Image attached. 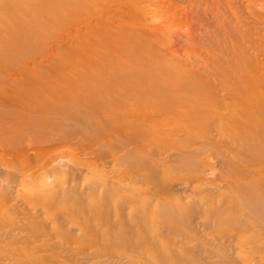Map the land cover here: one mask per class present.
<instances>
[{
    "label": "bare ground",
    "instance_id": "6f19581e",
    "mask_svg": "<svg viewBox=\"0 0 264 264\" xmlns=\"http://www.w3.org/2000/svg\"><path fill=\"white\" fill-rule=\"evenodd\" d=\"M183 4L184 5L186 4L185 6H187V7L188 6L191 7L193 9L194 14L197 13V15L199 16V17H197V19L199 18V20H197V21L199 22L200 20H202L203 21L202 25H203V23L205 24L207 31L209 29V31L212 30L215 33L214 34V33L210 32V33L215 35V38L217 40L216 44H217V47L220 48L221 55L217 56L218 55V53H217V55H215L214 58L212 57L211 62L207 61V62H209V63H207L208 64L207 66L210 68L212 67V69H215L216 65L218 66L215 70L217 72H212L214 70H211L208 68L211 73H214L213 74L214 76H215V74L217 75V79L214 80L212 78L213 82H210V81H208L209 79L205 80L206 77L204 79L196 77V76H194L195 74L194 75L191 74L193 71L192 72L190 71L191 73H188L186 70L181 68L182 66H180V67L177 66V67L183 69L182 72H180V73L178 72L179 74L176 75L177 77H175V76L171 77L173 79H171L169 81L167 80L166 82L164 81V83H160V82L154 83L153 82V84L152 83L150 84L148 81V83H147L148 85L145 84L143 81L144 80L143 76L144 75L148 76L149 74H145L147 72L145 71V73H144V70H142L144 75L139 78L140 80H138L137 83L135 82L136 80H134V82H135L134 83L132 81L133 79H131L130 76H132L133 73L136 72V71H134L135 68L134 69H133V67H127L126 68V66L127 65L129 66L128 63H131V61H137L140 59L142 60L145 57L153 58V60L156 59L155 58L156 55L153 52V50H154L153 48L155 47L154 43L156 45V44H159V42H154V40H156L157 38L159 40V36L161 34H162V36H160V37H163V33L166 32L165 30L166 29L168 30L167 27L172 25V23L170 21L172 19L170 17L171 16L170 13H172L171 10H173L172 7H174L176 9L177 8L176 6H178L180 8V6L182 5V8L183 7L185 8V6ZM238 8H239L238 0H168V1H166V0H0V87L1 86L3 87V92L0 93V105L3 104L4 106H10L11 107V105H13L14 103L16 105L19 104L20 106H21V104L24 105L26 103V101L24 100L26 97L23 99V95H22V97H19V96H17L18 93L15 94L17 87H19L18 85L21 84L20 82L23 81V78L25 75L28 76L27 77L28 80L25 81V82H27L28 85H32V84L37 83L39 86H42V88H43V87H47L48 82L54 81L55 85L57 84L58 86L60 85V87H61L63 84H66L68 82L67 83L68 85H70L69 83H74L73 87H71V86L70 87L73 89V91H74V88H78L77 90H75L77 92L79 89H80L79 91H81V89H82L83 92L84 91L86 92L87 90L92 88L91 85L93 83H94L93 84V86H94L95 83L98 81V82H101V84L103 83L106 86L105 91H103V90L101 91L100 90L101 86H100L99 87L100 89L98 88V90H100V91L99 92H97L98 90L95 91L96 94H92L93 92L91 90H89L90 92H92L91 93L92 95L89 92H87L89 94L85 95L86 93L85 94L83 93L84 96L82 94V97L80 96L81 92H79V93L74 92L75 94H78V95L73 94V96H71L69 94V92H66L69 94L68 96H70L71 102L72 101L74 102V105H75L74 108L76 109V111L82 112V113H84L86 111V113H87L89 121H82V122L77 121V122L79 123V125L82 124L87 128V130H84V131L87 132L85 134L88 137H86V136L85 137L89 138L88 140H90V137H92L93 139L98 138L99 136L102 137L104 132L108 133L110 130H112V127H110V125H109L110 124L109 121H110V118H112V119L114 118V117H112L113 113H115L114 108H116L118 106L116 105V107H114L115 104H110L109 101H111L113 99L112 97L115 96V94L114 95H111V94H113L114 92H117V91H119V92L122 91V93H123V95L121 94L122 96H126L127 94L132 95L131 99L135 98L134 96H136L138 98V99L136 98L137 100H139V98L144 99V98H142L144 96H150L151 101H153V102L147 103L145 105L139 103L138 101H137L138 103H136V104H135V102H132V101H130V103H129L126 100H125L126 103L125 102H122V103L123 104L125 103L127 105H128V103L131 104V102L134 103L135 104L133 106L134 110L140 109L142 106H143V108L147 106V107H152L153 109L154 108L158 109V111L160 112V116H159V118H157V117L156 118L159 121H161V122L163 121V123H164V121L170 122L171 126L175 125L178 130H180L181 132L184 133L183 134L184 136H182L183 138L179 139V141H177V140L174 141L173 140L174 138H173L172 139L173 142L170 141V143L175 144V142L176 143L179 142L181 145H183V148H186L187 145L191 146L188 153H191L192 156L193 155L196 156L197 154L199 155V153H201V152L203 154V152L207 148L213 147V145L215 144L214 143L215 141L213 140V137H212L213 135H211V128H210L213 125L215 127V129L217 130V132L221 135L220 137L225 136L226 144H228L227 139L229 141V145L231 144L230 147L233 151V152H231L232 153V156L230 157L231 159L230 158L228 159L227 155H226L227 158L224 157L225 154L221 153V155L223 156L222 159L224 161V164L228 168V170L226 169V171H228L227 174H231V175L233 174L239 178L246 179L245 181H237L236 180L237 177H236V179L234 178L236 180V182L233 184L232 183L229 184V185H231V187H229V189L226 188L227 186L225 188L227 190H229L228 192H230L232 194V196H233L232 191L240 193L243 190H246V192L250 191V195H252V196L249 197L250 199L248 201L246 200L247 201L246 202L247 207H250V209H249L250 211H248L247 214L241 213L244 211V209H243V211H241L242 208H245V207H242V208L240 207V205L237 203V201L239 199H237V201L235 199L236 202H234L229 197L230 199L226 200V201H228L229 211H228V209H226L227 211H225L224 210L225 207H223V205H221V207H219V206L217 207V206H215L216 204H214V205L210 204L212 207H210V205H209L210 208H206L207 210H205L206 216L203 214H202V216H203V218H205V222H206L205 224H207L209 226L213 224L212 217L213 218L216 217L218 220H220V222L221 221H223L224 223H225V221L230 222L229 225H227L225 223V225H227V226L219 225L222 222L221 223L218 222L219 223L218 225H219V227L220 226L225 227V229L223 228L224 229L223 231L221 230L222 231L221 234L224 233V235H223L222 239L221 238L219 239V240H221L220 248L221 247L224 249L226 248V250L228 249L229 252L234 251L233 255L235 253L237 255V258H238L237 263H236V261H231V259L233 260V258H230L229 256H225V257L230 258L229 260L231 261V263L235 262V264H264V48H262V49L259 48V47H264V46H261L260 43L257 41L258 38H256L254 36L255 34L250 32L251 29H250V31H249V29L248 30L246 28L244 29V23L239 16L240 14L238 12L239 10H237ZM209 13L212 14L211 16H213L212 17L213 20H214V17L216 19V20H214L216 24L213 26L210 25L213 23V21H211V23L209 22L212 19L209 18V20H208V17L210 16ZM207 14H209V16H207ZM249 25H251V24H249ZM256 25H258V24H256ZM251 26L248 28H251ZM200 27H201V25H200ZM203 27H204V25H203ZM246 27H247V25H246ZM208 34H209V32H208ZM214 35H212V36H214ZM261 36H262V34H261ZM54 38L65 39L63 42L61 40H59L61 42V43H59L60 44V47H58L59 50L56 48L57 46L53 47L54 45L52 47L51 46L47 47L48 43L50 41L54 40ZM261 38L259 41H261ZM262 42H263V39H262ZM213 43H214V41H213ZM216 44H214L215 47H216ZM244 47H246V48L247 47H253L252 48L253 52L251 53V51L250 52L248 51L249 54L251 53L250 55L248 53H245L246 48H244ZM247 49H249V48H247ZM55 51H57V52L55 53ZM208 54H210V53H208ZM24 55L25 56L29 55V58L31 57L32 59L35 56L38 57L37 59H39V57H42L41 60H44L43 63H39V61H38V63L36 62L37 63L36 68L39 69V70H37L38 73H36V74H39V76H40L39 81L37 78L34 79L36 76L34 77L33 73L31 72V71H33V69L35 67L26 65L28 60H26V62H24V60L26 58V57L25 58L23 57ZM158 55H160V54H158ZM211 56H213V55H211ZM21 57H23L24 60L21 59ZM222 58L225 59L226 65H224ZM5 60L6 61L8 60L9 62L4 63ZM207 60H209V59H207ZM210 60H211V58H210ZM137 62H139L141 64V62H143V60L141 62L140 61H137ZM147 63L148 62H146V64ZM150 64H151V66L153 65L151 62L149 63V65ZM156 64H158V63L156 62ZM164 64H165V62H164ZM133 65H134V63H133ZM124 66H125V68H124ZM136 66H139V65H136ZM134 67H135V65H134ZM139 67H141V66H139ZM160 67H162V65ZM167 67H169V66H167ZM171 67H173V66H171ZM145 68H147V67L145 66ZM166 68H164V69H166ZM174 68H175V65H174ZM148 69H145V70L148 71ZM170 69H172V68H170ZM179 70H177V71H179ZM70 72H72L71 76L73 77V79L75 78L76 82H79V80L81 78L84 79L83 80L84 82H81L82 84H80V83L78 84V85H80L81 88H79L77 86L74 87L76 82L75 81L72 82V80L70 79L71 78L69 76ZM197 72H196V75H197ZM137 73L139 74V72H137ZM169 73H170V71H169ZM173 73H175V72L173 71ZM173 73H172V75H173ZM194 73H195V71H194ZM67 74L70 78L67 77ZM152 74H153V72H152ZM154 74H156V76H157V72ZM134 75H133V77H134ZM163 75L164 74H162V76ZM166 75L168 76V74H166ZM84 77L86 78V81H85ZM87 77H89L88 78L89 80L91 79L90 82L87 80ZM151 77H152V75H151ZM151 77H149V78L152 79ZM129 78L131 79L130 81H132L133 84H128V81L125 82L126 79H129ZM134 78H136V77H134ZM210 78H211V76H210ZM67 79H70V80H67ZM136 79H138V78H136ZM158 79H156V80H158ZM164 80H166V78H164ZM81 81H82V79H81ZM87 81H88V83H86ZM145 81H147V78ZM150 81H152V80H150ZM153 81H154V79H153ZM116 82L119 83L118 84L119 86H117L116 84L114 85V83H116ZM101 84L99 83L98 85H101ZM98 85L95 86V89L98 87ZM174 85H178L177 95L171 93V91H172L171 88ZM52 87H53V85H52ZM67 87L69 89V86H67ZM67 87H65L66 90H68ZM121 87L124 90V92H126V93L123 92ZM19 89H21V87ZM27 89H29V88H27ZM58 89H60V88H58ZM93 89H94V87H93ZM173 90H175V89H173ZM21 91H25V90H21ZM58 91H63V90L60 89ZM18 92H19V90H18ZM41 92H43V91H41ZM49 92L51 93V94L49 93L50 95L53 94V92L51 90ZM119 92H118V95H120ZM20 93H22V92H20ZM37 93H39V92H37ZM55 93H56V91H55ZM62 93H64V92H62ZM44 95H46V94H44ZM53 95H55V94H53ZM174 95H176V96H174ZM27 97L30 100H32V98H33V96H32V98H30L31 96H27ZM43 97H44L46 103L52 102L50 100L53 99V96L45 98V96H43V94H42V98ZM54 97L56 99V96H54ZM61 97L66 98L64 96H61ZM109 97L112 99H110ZM34 98H35V96H34ZM120 98H119V101L124 100V99H122L123 97L121 99ZM115 99L116 98L114 97V100ZM131 99L129 98L128 100H131ZM60 100L62 101V99H60ZM117 101H118V99H117ZM28 102H30V101H28ZM32 102H33V100H32ZM64 103H65V101H64ZM43 104H45V103H43ZM32 105H34V103ZM49 105L48 106L46 105L48 107V110H49ZM55 105H57V104L55 103ZM65 105H66V103H65ZM119 105H121V104H119ZM127 105H124V107ZM39 106H40V104H39ZM41 107H42V109L44 108V106H41ZM63 107H65V106H63ZM67 107L68 106H66V108ZM71 107H69V108H71ZM128 108L131 109V106L130 107L127 106L126 109H128ZM60 109H62V108H60ZM60 109L58 112V116H62V117L65 116V118H68L70 116V112L64 111L66 109H64L61 112H60ZM122 109H123V107H122ZM129 109H128V111H129ZM1 110L2 109H0V111ZM45 110L47 111V109H45ZM134 110H133V112L136 113ZM120 111H121V109H120ZM153 111H151V112H153ZM77 112H74V113H77ZM151 112H148V113H151ZM19 113H21V112H19ZM26 113H28V112L26 111ZM52 113H53V111H52ZM71 113H72V111H71ZM116 113H118V112H116ZM39 114H40V112H39ZM155 114H157V113H155ZM8 115H10V114H8ZM114 115H116V114H114ZM146 115H148V114H146ZM77 117H80V116H77ZM118 117H119V114H118ZM143 117H141V119ZM58 118H61V117H58ZM2 119H4V118L2 117ZM90 119H91V122H90ZM144 119L146 120V117H144ZM69 120L72 121L73 119H69ZM203 120H205V121L202 122ZM139 121L140 120H138V122ZM8 122H10V121H8ZM121 122H122V120H121ZM127 122L129 124V121H127ZM78 123H76V124H78ZM141 123H144V122H141ZM150 123H153V122L150 121ZM202 123H205L204 124L205 126L203 128H200L199 124H202ZM96 124H98V126H101V128H95L94 126ZM118 124H119V122H118ZM128 124L123 123V126H125L127 128ZM130 124H131V122H130ZM143 125H145V124H143ZM72 126H73V124H72ZM133 126H129V127L132 128ZM146 126L150 127L151 125H146ZM153 126H154V124H153ZM36 127H38V126H36ZM58 127H56V128H58ZM80 127H81V125H80ZM121 127L119 126V128H121ZM126 128L122 129V130L125 132ZM139 128L141 129V127H139ZM132 129H131V131H132ZM135 129H137V128H135ZM140 129H137V130H139V132H140L141 131ZM143 129L145 130V128H143ZM115 130H116V128H115ZM120 130H118L119 133H120ZM131 131H129V132H131ZM110 132H112V131H110ZM129 132L127 131V134H129ZM139 132L137 131V133H139ZM145 132L147 133L149 131H145ZM2 134L3 133L0 132L1 136H2ZM136 134L129 136L128 139H126L125 141L133 140V139L135 140V138H137ZM140 134H141V132H140ZM140 134H138L137 136L138 137L143 136L142 135L143 133L141 135ZM4 135H6V134H4ZM159 135L161 137V134H159ZM215 135H216V132H215ZM6 136H9V135L7 134ZM144 136H145V134H144ZM65 137H66V135H65ZM166 137H167V135H166ZM11 138L13 139L15 137L12 135L10 137V139ZM137 139H139V138H137ZM137 139H136V141L138 142ZM157 141H158V139H157ZM194 142H196V144H194ZM119 144L124 145L125 143L121 144V141H120ZM133 144H135V143H133ZM135 145H137V144H135ZM144 145H146V141H145V143H143V146ZM156 145L158 146V143ZM156 145H155V148L157 147ZM217 145L218 144L216 142V146ZM143 146H142V148H143ZM222 146L223 145H221L220 147H222ZM160 147L163 149H161ZM165 147L166 146L160 145L159 146L160 151L162 152V150H164ZM175 147H177V146H175ZM218 147H216V149H220ZM138 148H139V146H138ZM166 149H167V147H166ZM157 150H159L158 147H157ZM174 150L178 151V149H176V148H174ZM222 150H219V152L220 151L222 152ZM185 151L187 152V150H185ZM145 152H146V150H145ZM177 153H180V151ZM65 154H66L65 150H63V149L58 150V149L54 148V149L49 150L48 154L46 156V159L42 163V166L43 167H46V166L49 167V165L53 166L56 163L61 162L63 160L61 157ZM151 154H152V152H151ZM183 154H181V155H183ZM185 154H187V153H185ZM149 155H150V153L148 154V156H145V158L143 160L141 159V162L140 161L137 162L135 167L139 171V174H140L139 176H142V175L144 176V175L149 174V176L153 180V182L157 183L158 185L159 184L162 185V183H164V182L162 180V177H160L159 173H155L153 171L148 172L146 170L147 160L152 159L150 157L151 155L150 156ZM179 155H178V157H179ZM185 156L186 155H184L183 157H185ZM77 157L71 154L69 160H71L73 162L75 159H77ZM170 163H172V162H170ZM199 167H200V163L192 162L188 167H186V166L184 168L177 167L176 170L174 169L175 171L172 169L173 170L172 173L170 172L171 170H169V171L165 170V172L168 171L169 173L174 174V175H172L171 178H169L170 180L168 181V184L172 185V184L176 183V181H177L176 178L178 177L179 172H181V173L185 172V173H189V174L195 173L198 171ZM13 169L17 170L16 166L14 167L12 164H10L9 160L7 158H5V159L0 158V178H1V176H3L6 173H9V171H11ZM83 175H85V174H83ZM150 178H149V180H150ZM232 178H233V176H232ZM114 179H115V177L113 176V178L110 180L113 181ZM228 180H230V179H228ZM228 180H227V185L229 183ZM231 182H232V179H231ZM127 183H129V182H127ZM184 183H189V184L191 183V185L196 188V189L195 188L194 189L199 191V192L202 190L201 186L197 184L198 182L195 183L191 179L185 180ZM30 185H32V184H30ZM44 185H45V183H44ZM109 186H111V185H109ZM96 187H98V186H96ZM35 188H36V186H35ZM115 188L117 189V187H115ZM36 189H38V188H36ZM205 189L203 191H205ZM226 189H224V191ZM92 192H93V190H92ZM108 192H109V190H108ZM225 193H224V196H226ZM238 193H237V195H238ZM247 193L249 195V192H247ZM63 194H66V192ZM70 196L71 195H69V197ZM74 197H75V195H74ZM76 197H78V196H76ZM233 198H234V196H233ZM81 199H82V197H81ZM222 199H223V196H222ZM225 199H226V197H225ZM69 200H70V198H69ZM224 202H225V200H224ZM223 203H221V204H223ZM81 204H84V203H81ZM99 204L100 203L94 202L93 209L97 208L99 206ZM243 204H244V202H243ZM102 205H100V206H102ZM219 205H220V203H219ZM224 205H225V203H224ZM73 206H74V204H73ZM73 206H71V207H73ZM83 206H82V208H83ZM69 207H67V208H69ZM86 207H88V206H86ZM227 207L228 206H226V208ZM79 208L81 209L80 206H79ZM86 210H87V208H86ZM51 211H52V208H51ZM74 211H76V210H74ZM121 211H123V210H121ZM81 212H82V210H81ZM103 212H105V211H103ZM109 212H111V211H109ZM78 213H80V212H78ZM78 213H77V216H78ZM83 213H85V212H82V214ZM82 214H79V215L82 216ZM89 214L90 213L88 210L87 216ZM94 214H95V212H94ZM100 214L101 213L99 212V216L96 215L94 217H92L90 215V218L87 216H84V217H86V218H84L86 220V223H87V225L85 223L86 226L84 225L85 220L82 219L84 221L83 222L81 220L80 216H78L80 218V220L79 219H77V220H79L80 222L82 221L83 224L82 223H80V224H82L84 227L82 226V228H79L80 230L77 231V234L80 233V236L81 235L85 236V235L89 234L88 237H90V239L93 240L92 243L94 241H97L98 238H99V240H102L103 242H98V243H100V245L98 244L99 246H95V247H93V249H90V250L88 249L89 252H85L86 251L85 249H82V250L72 249L71 250V248L69 251L72 252L73 254L77 255V256L79 254L81 256L83 253L85 255V253H86L87 254L86 256H88V259H95L96 261L98 259H101L100 262L102 261L106 264H147L148 262L144 261L143 258L141 259L137 256H134L133 253H136V251L141 248L140 246L142 244H144V242H146V241L152 242L153 241V238H152L153 234L150 235L152 240L148 239L146 236L145 237L140 236L139 238H136V239L133 238L135 244L131 247L128 246L125 248V249H127L130 247V249L123 250V251H116V249H114L112 247H116L118 244L116 246H114L112 244H115V242H121V243L123 242V244L125 243L124 242L125 240L123 239L124 237L121 236V234L119 235L118 233L120 232L123 234L122 230H124V232H125V230H130V229H127L130 226L127 227L125 224V223H127V222H125L127 220L125 217H127V216L123 217V214L118 216L117 213H116V215H114L115 213L113 214L114 217H112L110 214H106V215H100ZM69 215H67V217ZM71 215H72V213H71ZM135 215H137V214H135ZM64 216H66V215H64ZM64 216H63V218H64L63 221L69 220L71 218V217L67 218ZM74 216H76V215H74ZM61 217L62 216H60V218ZM82 218H83V216H82ZM91 218H93V219H91ZM124 218L126 220L123 221ZM2 220H3V222L1 221L2 224H5V225H6V223L7 224L13 223V221H11V219L8 220L7 218H4V217H2ZM73 220H74V218H73ZM104 220L107 222V226L105 227V225H104L105 229L100 227V225H101L100 223L103 222ZM92 221H93L92 225H94V227L90 226L91 225L90 222H92ZM70 222H72V221H70ZM75 223H77V221H75ZM214 223L216 224L217 222H215V220H214ZM13 225H14V223H13ZM54 225L56 226V228H58L57 223H55ZM130 225H132V224H130ZM133 226H134V224H133ZM91 227L94 228L95 230L94 229L92 230ZM131 228H132V226H131ZM21 229H23V227ZM131 231H133V228ZM140 232H142V231H140ZM149 233H150V231H149ZM77 234H75L73 236L77 237L76 236ZM62 235H63L62 238H64V239L71 238V234L66 232V231L63 232ZM143 235H145V234H143ZM131 236H132V234L130 235V237ZM155 236H156V234H155ZM159 236H161V235H159ZM127 237H128V235H127ZM79 238H81V237H79ZM82 238H84V237H82ZM86 238H87V236H86ZM50 240H52V239H50ZM88 240H89V238H88ZM91 240H89V242ZM156 240H158V239H156ZM89 242H88V244H89ZM156 242H158V241H156ZM160 242L161 241L158 242L159 246H160ZM121 243L119 245H121ZM128 243H129V241H128ZM155 244H157V243H155ZM77 246H79V245H77ZM121 246H123V245H121ZM154 246H156V245H154ZM161 246H162V244H161ZM87 247L89 248V246H87ZM154 249H156V248H154ZM253 249L256 250L255 252L260 251L259 254L257 253L258 254L257 256L251 255V258H249V259L248 258L245 259V257L242 258L247 251L250 252ZM129 251H131V253H129ZM150 251L152 252V250H150ZM29 252H30V250H29ZM158 252H160V254H162L161 249H160V251L158 250ZM61 253H62V251H61ZM140 253H142V252H140ZM198 253H196V254L198 255ZM144 254H146V253H144ZM172 254H174V253H172ZM149 255H150V253H149ZM154 255H152V256H154ZM236 255H235V257H236ZM246 255L248 256V254H246ZM254 255H255V253H254ZM223 256L224 255H222V257ZM157 257H159V256H157ZM235 257H234V259L236 260ZM228 258H226L227 261H228ZM33 259L31 261L32 263H33ZM168 259H167V261H168ZM188 259H189V257H188ZM190 259H192V258H190ZM25 260H24V262H25ZM219 260H220V258H219ZM34 261H35V259H34ZM193 261L196 262L198 260L193 259ZM210 262L200 260V263L199 262H197V263H199V264H213L216 261H213V263L212 262L210 263ZM219 263L222 264L221 262H218V264ZM33 264H35V263H33ZM71 264H72V262H71ZM75 264H79V263L77 262ZM81 264H82V262H81Z\"/></svg>",
    "mask_w": 264,
    "mask_h": 264
},
{
    "label": "rangeland",
    "instance_id": "374dc122",
    "mask_svg": "<svg viewBox=\"0 0 264 264\" xmlns=\"http://www.w3.org/2000/svg\"><path fill=\"white\" fill-rule=\"evenodd\" d=\"M166 1H168V0H166ZM238 4H239V8L237 10H239L238 11L240 14L239 16L244 23V29L245 28L247 30L249 29V31L251 29L250 32L254 33L255 35L254 34L253 35L256 38H258L257 41L260 43V45L264 46V0H250V1L249 0H238ZM176 7H177L176 9L174 7H172L173 10H171L172 13H170V15H171L170 17L172 18L170 21H171L172 25L167 27L168 30L167 29L165 30L166 32L163 33V37H160V36H162V34L159 36L160 41L158 40V38L156 40H154V42H159V44H156V45L154 43L155 47L153 48L155 50V51L153 50V52L156 55L155 56L156 59L153 60V58L145 57L144 59H142L143 62H141L142 61L141 59L137 60V61H140L141 64L137 61H131V63H128L129 66L128 65L126 66V68L127 67H133V69L135 68L134 71H136V72H134L133 75L136 73L134 75V77H136L138 79L134 78L133 75L130 76L131 79H133L132 80L133 82H134V80H136L135 82L137 83V81L140 80L139 78L142 77L146 71L147 73H145V74H149V75L143 76V78H144L143 81L145 84H147L148 81L150 84L151 83L153 84V82L154 83L155 82L164 83V81L166 82L167 80L169 81V80L173 79L171 77H174V76L177 77L176 75H178L180 72H182L183 69L186 70L188 73H191L193 71L191 74L192 75L195 74L194 76H196V77H199L202 79H204L206 77L205 80L209 79L208 81H210V82H213L212 78L214 80L217 79V75L215 74V76H214L213 75L214 73H211L209 69L214 70L212 72H217L215 70L218 66L216 65L215 69H212V67L210 68L207 66L208 65L207 63L211 62L212 57L214 58L215 55H217V53H218L217 56L221 55L220 48L217 47V44H216L217 40H216L215 35H214L215 33L212 30L209 31V29L207 31L205 24L203 23L204 27L202 25V22H203L202 20H200L201 22L197 21V20H199V18L197 19V17H199V16L197 15V13H195L196 15L193 13V9L191 7L185 6V8L184 7L182 8V5L180 6V8L178 6H176ZM209 14H207V16H209ZM211 15L212 14H210V16L208 17V20H209V18L212 19L209 22L211 23V21H213V23L210 24L211 26H213L216 24L214 21L216 19L214 17V20H213V18H212L213 16H211ZM249 24H251L252 26ZM256 24H258V25H256ZM200 25H201V27H200ZM246 25H247V27H246ZM250 26H251V28H248ZM208 32H209V34H208ZM210 32H212L214 34H212ZM261 34H262V36H261ZM212 35H214V36H212ZM260 38H261V41H259ZM62 39L63 38H54V40H52L48 43L47 47H50V46L52 47L54 45L53 47L57 46L56 48L58 49V47H60L59 43H61L59 40H61L62 42L65 40V39H63V40ZM262 39H263V42H262ZM213 41H214V43H213ZM214 44H216V47ZM244 48H246V47H244ZM247 48H249V49H247ZM247 48L245 49L247 51V52L245 51V53H248V51L249 52L251 51V53L253 52V50H252L253 47H247ZM259 48L262 49L264 47H259ZM57 51H55V53ZM157 53L160 55H158ZM208 53H210V54H208ZM211 55H213V56H211ZM23 57L24 58L26 57L25 60L23 59ZM23 57H21V59H23L24 62H26V60L29 61V62L27 61V63H26L27 66H32L35 68H36L38 61H39V63H43V61H44V60H41L42 57H39V59H37L38 58L37 56L33 57V59L31 57H30L31 58L30 59L29 55L28 56L24 55ZM210 58H211V60H210ZM207 59H209V60H207ZM222 59H223L222 61L224 62V65H226L225 59L224 58H222ZM145 61L148 62L147 63L148 65L146 64ZM207 61H209V62H207ZM6 62H9V61L5 60L4 63H6ZM150 62L153 64L152 65L153 67L151 66V64L149 65ZM156 62L158 64H156ZM164 62H165V64H164ZM133 63L135 65V67H134ZM173 64L175 65V68H174ZM136 65H139L141 67L136 66ZM144 65L147 68H145ZM159 65L160 66L162 65V67H160ZM166 65L169 67H167ZM171 66H173V67H171ZM177 66H179V67L182 66L181 68H183V69H181ZM35 68L31 72L33 73L34 77L36 76L34 79L37 78L39 81L40 76H39V74H36V73H38L37 70H39V69H37V68L35 69ZM124 68H125V66H124ZM164 68H166V69H164ZM170 68H172V69H170ZM206 68L207 69L209 68V69L207 70ZM145 69H148V71ZM142 70H144V73ZM172 70L175 73H173ZM177 70H179V71H177ZM169 71H170V73H169ZM194 71H195V73H194ZM137 72H139V74ZM152 72H153V74H152ZM156 72H157V76H156V74H154ZM196 72H197V75H196ZM71 73L72 72H70V75H69L71 78L68 76V74H67V77L70 78L73 82V81H75V78L73 79V77L71 76ZM165 73L168 74V76ZM172 73H173V75H172ZM150 74L152 75V77ZM162 74H164V75L162 76ZM210 76H211V78H210ZM27 77H28L27 75L24 76L23 81L20 82L21 84L18 85L19 87H17L16 93H15V94L18 93L17 96H19V97H22V95H23V99L26 97L24 99L26 101V103L24 105L21 104V106L19 104L16 105L14 103L13 105H11V107L13 106L12 108L10 106H4L3 104L0 105V109H2L0 111V116H1L0 117V132L3 133L2 136L0 135V158L1 159L7 158L9 160V163L12 164L14 167L16 166V168H17V170L13 169V170L9 171V173H6L3 176H1V178H0V264H27V263L28 264H33V263H35V264H71V262H72V264H75L77 262L79 264H81V262H82V264H98V263L99 264H106L102 261L100 262L101 259H98L97 261L95 259H88V256H86L87 255L86 253H85V255L83 253L81 256H80V254L77 256V255H75L69 251L71 248V250L72 249H76V250L77 249L78 250L85 249L86 250V251L84 250L85 252H89V250L93 249V247L100 245V243H98V242H103L102 240H99V238H98L97 241H94L92 243L93 240H91L90 237H88L89 234L85 235V236H82V235L80 236V233L77 234V231L80 230L79 228H82V226H83L82 221L85 220L84 218H86V217H84V216H87L88 210H89L90 214L87 217H89V218H90V215L92 217H94L96 215L99 216V212L101 213L100 215L110 214L112 217H114L113 216L114 213H115L114 215H116V213H117L118 216L121 214H123V217L127 216V217H125L127 220L124 218L123 221L126 220L125 222H127V223H125V224L127 227L130 226L127 228L130 230H125V232H124V230H122L123 234L120 232L118 233L119 235L121 234V236L124 237L123 239L125 240L124 241L125 243L123 244V242L122 243L121 242H115V244H112L114 246H116L118 244L116 247H112V248L116 249V251H123V250L130 249V247L135 244L134 239L139 238L140 236L141 237L146 236L148 239L152 240L150 235L153 234L155 236V234H156L157 237L156 236L154 237L152 235V238H153L152 242L153 243L151 241H146V242H144V244H142L140 246L141 248L139 250H137L136 253H133L134 256H137L141 259L143 258L144 261L148 262L147 264H171V263L172 264H194V263L199 264L200 260H204L207 262L211 261L212 263H213V261H216L213 264H218V262H221L222 264H232L233 262L231 263V261H236V263H237L238 258H237L236 253L233 255L234 251L229 252V250L228 249L226 250V248L225 249L222 247L220 248L221 240H219V239L223 238L224 233L221 234V232L225 229V227H221V226L219 227V225L227 226L230 224V222L225 221V223L227 224V225H225V223L223 221H221L222 222L221 223L220 220H218L216 217H214V218L212 217L213 224L209 226V225L205 224L206 223L205 218H203V216H202V214L206 216V213H205V210H207L206 208H210V207H212L211 205H214V204H216L215 206H217V207L218 206L221 207V205H223V207H225L224 210L227 211L226 209L229 208V205H228V201H226V200H229L230 198L234 202H236L237 199H239L237 201V203L240 205L241 208L245 207V208H242L241 211H243V209H244V211L241 213L247 214V212L250 211L249 210L250 207H247L246 202L250 199L249 197L252 196V195H250V191H247V192H249V195L246 192V190H243L245 193L243 191H241L242 193L232 191L233 196H234V198H233L232 194L230 192H228L229 190L226 189V188L229 189V187H231V185H229V184L235 183L236 180L237 181H245L246 179L239 178L233 174L232 175L227 174L228 171H226V169L228 170V168L224 164V161L222 159L223 156L221 155V153L225 154L224 157H226V155H227V157L229 159L232 156L231 152H233V151L230 147L231 144L229 145L228 139H227L228 144H226L225 136L220 137L221 135L217 132V130L215 129V127L213 125L210 127L211 128V135H213L212 137H213V140L215 141V142L213 141L215 143L213 145V147L207 148L205 150L206 152L204 151L203 154L201 152V153H199V155L197 154L196 156L195 155L192 156L191 153H188L191 146H188V145H187V147L185 146L187 148L186 149V148H183V145H181L179 142H177V143L175 142V144L170 143V141H172L173 138H174L173 139L174 141L175 140L179 141V139L183 138L182 136H184L183 135L184 133L181 132L180 130H178L175 125L171 126L170 122L164 121V123H163V121L162 122L159 121L157 119L160 116V112L158 111V109H156V108L153 109L152 107H147V106H146L147 108L146 107L143 108V106H142L140 109H137V110L133 109V106L138 102L143 104V105L150 103V102H153V101H151L150 96H144V97H142L144 99L139 98V100H137L138 98L136 96H134L135 98L131 99L132 95L127 94L128 96L127 95L122 96L123 95L122 91L121 92L117 91V92H114L113 94H111V95L115 94V96H114L116 98L115 100H114V97H112L113 99L109 97L110 99H112L111 101H109L110 104H115L114 107H116V105L119 108L121 107L120 108L121 111L118 107L114 108L115 113H113V115H112V117H114V118L113 119L110 118V121H109L110 124L109 125H110V127H112V130H110L112 132H110V131L108 133L104 132L102 137L99 136L100 138L98 137V138H94V139L92 137H90V140H88L89 138H86L88 136L85 134L87 132L84 131V130H87V128L82 124H80L81 125V127H80V125L78 123V122H82V121H89L87 113H86V111L84 113L77 112L76 109L74 108V106H75L74 102L73 101H72L73 103L71 102L70 96H68V95L69 94L71 96H73V94L78 95V94H75L74 92H76V93L81 92L80 93L81 95L79 94L81 97H82L83 93L84 94L86 93L85 95H87L89 93L91 94L92 92H93L92 94H96L95 91H97L100 86H101V89L100 88L99 89L101 91L102 90L105 91L106 86L103 83L101 84V82L97 81L94 86H93L94 83L92 85L90 84L92 88H90V89L88 88L92 92H90L89 90H87L86 92L85 91L83 92L82 89H81V91H79L80 90L79 89L77 92L75 90H77L78 88H74V91L71 88V87H73L74 83H69L70 85H68L67 84L68 82L66 81L67 83L63 84L60 87V85L59 86L57 84L55 85L54 81L53 82L50 81V82H48L47 87L42 88V86H39L37 83L32 84V85H28L27 82H25L28 80ZM149 77H151L152 79H150ZM88 78L89 77H87V80L90 82L91 79L89 80ZM146 78H147V81H145ZM164 78H166V80H164ZM70 79H67V80H70ZM81 79H82V81H81ZM81 79L79 80V82L75 81L76 83H75L74 87L77 86V87L81 88L80 85H78L79 83L82 84L81 82H84L83 81L84 79L83 78H81ZM131 79L130 78L126 79L125 82L128 81V84H133L132 81H130ZM149 79L152 81H150ZM153 79H154V81H153ZM156 79H158V80H156ZM85 81H86V78H85ZM88 81L86 83H88ZM99 83L101 85H98ZM115 84L117 86H119L118 82L114 83V85ZM52 85H53V87H52ZM97 85H98V87L95 89V86H97ZM67 86H69V89ZM20 87H21V89H19ZM65 87H67L68 90H66ZM93 87H94V89H93ZM27 88H29V89H27ZM58 88H60L63 91H58V90H60ZM177 88H178V85L172 86L171 93L177 95V91H178ZM121 89H122V87H121ZM173 89H175V90H173ZM18 90H19V92H18ZM21 90H25V91H21ZM40 90L43 92H41ZM50 90L55 95H53V94L50 95L51 94L49 92ZM100 90H98L97 92H99ZM55 91H56V93H55ZM2 92H3V87L1 86L0 87V93H2ZM20 92H22V93H20ZM37 92H39V93H37ZM62 92H64L65 94ZM66 92H69V94ZM87 92H89V93H87ZM118 92L120 95L122 94L121 96L123 98L120 95H118ZM123 92H124V90H123ZM124 93H126V92H124ZM42 94H43V96H45V98L53 96V99L50 100L52 102L46 103L44 97L42 98ZM44 94H46V95H44ZM84 94H83V96H84ZM176 95H174V96H176ZM27 96H31L30 98H32V96H33V98H32L33 102ZM34 96H35V98H34ZM54 96H56V99ZM61 96H64L66 98H63ZM120 97L124 100L119 101ZM129 98L131 100H128ZM60 99H62V101ZM117 99H118V101H117ZM63 100L65 101L66 105H65ZM125 100L129 103H130V101L135 102V104L131 102V104L128 103V105H127V104H125L126 103ZM28 101H30V102H28ZM54 102L57 105H55ZM122 102H125V103L123 104ZM33 103H34V105H32ZM43 103H45V104H43ZM39 104H40V106H39ZM119 104H121V105H119ZM46 105L47 106L49 105V110H48V107ZM62 105L65 107H63ZM124 105H127L128 107L131 106V109L128 108L129 109V111H128V109H126L127 106L124 107ZM41 106H44V108L42 109ZM66 106H68V107L66 108ZM69 107H71V108H69ZM122 107H123V109H122ZM60 108H62V109H60ZM45 109H47L48 112ZM59 109H60V112L63 111L64 109H66L64 111L70 112V116L68 118H65V116H63V117L58 116ZM132 109L136 113H134ZM26 111L28 113H26ZM52 111H53V113H52ZM71 111H72V113H71ZM151 111H153V112H151ZM19 112H21V113H19ZM39 112H40V114H39ZM74 112H77V113H74ZM116 112H118V113H116ZM148 112H151V113H148ZM145 113L148 115H146ZM155 113H157V114H155ZM8 114H10V115H8ZM114 114H116V115H114ZM118 114H119V117H118ZM77 116H80V117H77ZM143 116L146 117V120L144 119ZM2 117L4 119H2ZM58 117H61V118H58ZM141 117H143V118L141 119ZM69 119H73V120L71 121ZM137 119L140 121L138 122ZM121 120H122V122H121ZM8 121H10V122H8ZM127 121H129V124L131 122V124L129 125ZM150 121L153 123H150ZM204 121L205 120H203L202 122H204ZM90 122H91V119H90ZM118 122L120 125L118 124ZM141 122H144V123H141ZM76 123H78V124H76ZM123 123H125V124L127 123L128 127L126 128L125 126H123ZM72 124H73V126H72ZM143 124H145V125H143ZM153 124H154V126H153ZM204 124L205 123L199 124V127L203 128L205 126ZM146 125H151V126L148 127ZM36 126H38V127H36ZM119 126L120 127L122 126L123 128L122 127L119 128ZM129 126H133L132 127L133 129ZM56 127H58V128H56ZM94 127L95 128H101V126H98V124H96ZM114 127L116 128L117 131L121 129L120 133H119V131L117 132ZM139 127H141V129ZM125 128H126V130L124 132L122 129H125ZM135 128L140 129L141 130L140 132H141V134L143 133L142 134L143 136L138 137L137 135L140 134V132H139V130H137ZM143 128H145V130ZM131 129H132V131H131ZM127 131L128 132L131 131L132 133L129 132V134H127ZM137 131L139 133H137ZM145 131H149V132L146 133ZM215 132H216V135H215ZM4 134H6V135L8 134L9 136H6ZM135 134H136V137L139 139L135 138V140L133 139V140L125 141L126 139H128L129 136L135 135ZM144 134H145V136H144ZM159 134H161V137ZM12 135L15 138L10 139V137ZM65 135H66V137H65ZM166 135H167V137H166ZM155 136L156 137L158 136V137L156 138ZM145 137L146 138L148 137V138L146 139ZM136 139L138 140L139 143L136 141ZM157 139H158V141H157ZM120 141H121V144H124V143L125 144L120 145L119 144ZM145 141H146V145L143 146V143H145ZM132 142L137 144V145L133 144ZM216 142L218 144L217 146H216ZM157 143H158V146L156 145ZM154 144L158 147L159 150H157V147L155 148ZM159 144L162 146H166L167 149L165 147V149L162 150V152H161L160 151L161 147L159 148V146H160ZM194 144H196V142H194ZM141 145L143 146V148ZM174 145L177 147H175ZM219 145L220 146L223 145V146L220 147ZM138 146H139V148H138ZM216 147H218L220 149H216ZM54 148H56L58 150H60V149L65 150L66 154L61 157L63 160L61 162L56 163L53 166L49 165V167L48 166L43 167L42 163L46 159L48 151L51 149H54ZM174 148L178 149V151L174 150ZM161 149H163V148H161ZM145 150H146V152H145ZM185 150H187V152ZM219 150H222V152L221 151L219 152ZM179 151H180V153H177ZM151 152H152V154H151ZM149 153L151 155V156L150 155L149 156L152 159L147 160L146 170L148 172L153 171L155 173H159L160 177H162V180L164 182V183H162V185L161 184L158 185L157 183L153 182V180L150 178L149 174L144 175V176L143 175L139 176L140 175L139 171L135 167L136 163L139 161L141 162V159L143 160L145 158V156H148ZM185 153H187V154H185ZM71 154L76 156V157L78 156L77 159H75L73 162L71 160H69ZM179 154L180 155L183 154V155L180 156ZM178 155H179V157H178ZM184 155H186V156L183 157ZM170 162H172V163H170ZM192 162L200 163V167H199L197 172L190 173V174L185 173V172H183V173L179 172V174L177 173L178 177L176 178L177 179L176 183H174L172 185L168 184V181L170 180L169 178H171L172 175H174V174H171L174 169L176 170L177 167H181V168H184L185 166L188 167ZM165 170H168V171L171 170L170 171L171 173H169L168 171H166L167 172L166 173ZM83 174H85V175H83ZM113 176L115 177V179L112 181L110 179H112ZM232 176H233V178H232ZM236 177H237V179H236ZM149 178H150V180H149ZM187 179H191L195 183L198 182L197 184L201 186L202 190L199 192V191L195 190L196 188L194 186H192L191 183L190 184L184 183V181ZM228 179H230V180H228ZM231 179H232V182H231ZM227 180L229 181L228 185H227ZM127 182H129V183H127ZM44 183H45V185H44ZM30 184H32L33 186ZM95 185L98 187H96ZM109 185H111V186H109ZM35 186L38 189H36ZM115 187H117V189ZM204 189H205V191H203ZM224 189H226V190L224 191ZM36 190L37 191L39 190V191L37 192ZM92 190H93V192H92ZM108 190H109V192H108ZM65 192H66V194H63ZM224 193L226 194V196H224ZM237 193H238V195H237ZM69 195H71V196L69 197ZM74 195H75V197H74ZM76 196H78V197H76ZM222 196H223V199H222ZM81 197L84 201L81 199ZM225 197H226V199H225ZM69 198H70V200H69ZM235 199H236V201H235ZM224 200H225V202H224ZM222 201L225 203V205ZM94 202L100 203V204L97 208L93 209ZM218 202L220 203V205ZM243 202H244V204H243ZM81 203H84V204H81ZM221 203H223V204H221ZM73 204L75 207L73 206ZM85 205L88 207H86ZM100 205H102L103 207ZM209 205H210V207H209ZM71 206H73V207H71ZM79 206L81 207V209L79 208ZM82 206H83V208H82ZM226 206H228V207L226 208ZM67 207H69V208H67ZM51 208H52V211H51ZM86 208H87V210H86ZM106 208L109 211H111L112 213L109 212ZM74 210H76V211H74ZM81 210H82V212H85V213L82 214ZM121 210H123V211H121ZM103 211H105V212H103ZM228 211H229V209H228ZM78 212H80V213H78ZM94 212H95V214H94ZM71 213H72V215H71ZM77 213H78V216H80L81 220L83 219L81 222L79 221L80 218L77 216ZM79 214H82L83 218ZM135 214H137V215H135ZM64 215H66V216H64ZM67 215H69V216L67 217ZM74 215H76V216H74ZM60 216H62L61 217L62 219L60 218ZM63 216L67 217V218H70V217L71 218L69 220L63 221V219H64ZM2 217L7 218L8 220L11 219V221H13L14 225L12 222H11L12 224H10V223L7 224L6 222H5L6 225L2 224V222H3ZM73 218H74V220H73ZM77 219H79V220H77ZM91 219H93V218H91ZM214 220H215V222H217L216 224L214 223ZM70 221H72V222H70ZM75 221H77V223H75ZM218 222H220L221 224H219ZM55 223L58 224V228H56V226L54 225ZM80 223H82V224H80ZM85 223H86V220L84 222V225H85ZM92 223H93V221L90 222V224H91L90 226L94 227V225H92ZM100 224H101L100 227H102L104 229L107 226V222L105 220L103 222H101ZM130 224H132V225H130ZM133 224H134V226H133ZM86 225H87V223H86ZM104 225H105V227H104ZM131 226L133 228V231H131L132 230ZM22 227H23V229H21ZM91 229L93 230L94 228L91 227ZM62 231L63 232L66 231V232L70 233L71 238H68V239L62 238V236H63ZM140 231H142V232H140ZM149 231H150V233H149ZM75 234H77L76 235L77 237L73 236ZM131 234H132V236L130 237ZM143 234H145V235H143ZM127 235H128V237H127ZM159 235H161V236H159ZM86 236H87V238H86ZM79 237H81V238H79ZM82 237H84V238H82ZM88 238H89V240H91L90 242H89ZM50 239H52V240H50ZM156 239H158V240H156ZM128 241H129V243H128ZM156 241L162 242V243L160 242V246H159V243ZM88 242H89V244H88ZM154 242L157 244H155ZM120 243L123 246L119 245ZM161 244L163 247L161 246ZM77 245H79V246H77ZM154 245H156V246H154ZM87 246H89V248ZM128 246H130V247L125 249ZM153 247L156 249H154ZM149 249L152 250V252ZM160 249H161L162 254H160V252H158V250L160 251ZM195 249L197 251L199 250L198 251L199 253ZM29 250H30V252H29ZM253 250H251L250 252L247 251L242 258L245 257V259H247V258L249 259V258H251V255L257 256L260 252V251L255 252L256 251L255 249H253ZM61 251H62V253H61ZM140 252H142V253H140ZM129 253H131V251H129ZM144 253H146V254H144ZM149 253H150V255H149ZM172 253H174V254H172ZM196 253H198V255ZM254 253H255V255H254ZM246 254H248L249 257ZM152 255H154V256H152ZM222 255H224V256L222 257ZM235 255H236V257H235ZM157 256H159V257H157ZM225 256H229L230 258H233V260L231 259V261H230L229 260L230 258L225 257ZM188 257H189V259L190 258H192V259L189 260ZM234 257L236 258V260L234 259ZM33 258L35 259V261ZM219 258H220V260H219ZM226 258H228V261ZM32 259H33V263L31 262ZM167 259H168V261H167ZM193 259H196L198 261L194 262ZM24 260H25V262H24ZM197 262H199V263H197ZM233 264H235V262Z\"/></svg>",
    "mask_w": 264,
    "mask_h": 264
}]
</instances>
